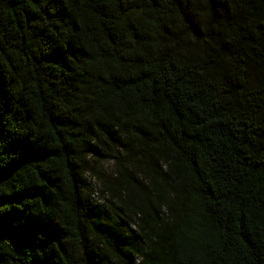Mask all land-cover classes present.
I'll list each match as a JSON object with an SVG mask.
<instances>
[{
  "label": "trees",
  "instance_id": "16d2710c",
  "mask_svg": "<svg viewBox=\"0 0 264 264\" xmlns=\"http://www.w3.org/2000/svg\"><path fill=\"white\" fill-rule=\"evenodd\" d=\"M0 264H264V0H0Z\"/></svg>",
  "mask_w": 264,
  "mask_h": 264
},
{
  "label": "rangeland",
  "instance_id": "374dc122",
  "mask_svg": "<svg viewBox=\"0 0 264 264\" xmlns=\"http://www.w3.org/2000/svg\"><path fill=\"white\" fill-rule=\"evenodd\" d=\"M113 164L114 163L111 161V158H109V155H107L102 160L101 167H100L99 171H101V173L103 172L106 176H110L114 172ZM88 180H92L96 184H99L98 180L95 177L92 178L91 176H88Z\"/></svg>",
  "mask_w": 264,
  "mask_h": 264
}]
</instances>
